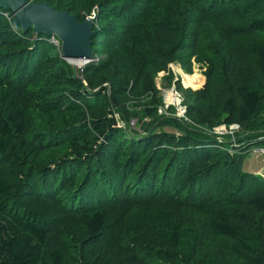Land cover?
Listing matches in <instances>:
<instances>
[{
  "label": "trees",
  "instance_id": "1",
  "mask_svg": "<svg viewBox=\"0 0 264 264\" xmlns=\"http://www.w3.org/2000/svg\"><path fill=\"white\" fill-rule=\"evenodd\" d=\"M27 1L93 15L94 60L0 7V264H264V0ZM170 62L188 120L156 113Z\"/></svg>",
  "mask_w": 264,
  "mask_h": 264
},
{
  "label": "water",
  "instance_id": "2",
  "mask_svg": "<svg viewBox=\"0 0 264 264\" xmlns=\"http://www.w3.org/2000/svg\"><path fill=\"white\" fill-rule=\"evenodd\" d=\"M0 7L11 11L23 31L31 28L35 34L56 36L60 41L61 57L66 61L70 58L83 61L92 58L93 18L86 16L79 20L68 10L55 9L40 1L0 0ZM76 67L78 75H81L82 65Z\"/></svg>",
  "mask_w": 264,
  "mask_h": 264
},
{
  "label": "built area",
  "instance_id": "3",
  "mask_svg": "<svg viewBox=\"0 0 264 264\" xmlns=\"http://www.w3.org/2000/svg\"><path fill=\"white\" fill-rule=\"evenodd\" d=\"M88 16L93 18V15H88ZM50 39H52V43L54 45H56L58 48L60 47V41L58 40L56 36L51 35ZM90 60H94V59L91 58ZM174 66H177V65L173 62L169 63L168 71H171V72L174 71L175 70ZM173 74L175 78L176 72ZM174 78L173 80H176ZM156 85H157V81H156ZM159 95L161 97V103L156 107V113L158 115H161V116L170 115L178 119H182V118L185 120L187 119L186 118V106L184 104L183 94L180 95V93H178L174 88H171V87L169 88V86H165V87L159 88ZM115 114L114 116L116 117L118 114L117 113ZM117 125L122 126V127L127 126V128L132 129L135 127L136 121L134 119H131L126 125L118 119ZM240 129H241V126L238 123H229V124H220L218 126H215L212 128L210 132L216 137L218 142L224 141L225 140L224 137H226L227 138L226 140L230 144L228 150L232 151V149L237 145L236 132L239 131ZM252 152L256 154H264V148H260V147L254 148L252 149Z\"/></svg>",
  "mask_w": 264,
  "mask_h": 264
},
{
  "label": "rangeland",
  "instance_id": "4",
  "mask_svg": "<svg viewBox=\"0 0 264 264\" xmlns=\"http://www.w3.org/2000/svg\"><path fill=\"white\" fill-rule=\"evenodd\" d=\"M49 41L52 43V39H49ZM59 49H60V47H59ZM60 55H61V53H60ZM73 60H81V59H70V63L72 65H74V63H72ZM84 63L85 62L83 61V63H81V65L83 66ZM170 63H172V62H170ZM173 63H175V62H173ZM175 64L177 65V66H174V69L175 70L172 71V72L170 71V72L173 75L172 78H174V74L173 73L176 72V75H175V78H174L176 80H173L172 79V81L169 84H167L166 81L164 80V77L166 76L167 71H161V72H159V74H157V76H156V81H157V86L156 87H157L158 90H159V88H162V87H165V86H169V88L170 87L171 88H174L178 93H180V95H182L183 92L176 87V81L177 80H179L180 84L183 87H185V88L186 87H190L192 89H198V88H200L203 85V83H204V76L202 74L201 68H199L198 65H193V73L187 74V73H185L182 70V68L180 67V65L178 63H175ZM194 74H199L200 75V78H199V80H198L197 83H194L193 82L194 77H196V75H194ZM172 84H174L175 86L172 85ZM116 118L118 120L119 116L117 115ZM174 118H176V117H174ZM176 119H178V118H176ZM127 131H130V129H127ZM263 166H264V155L263 154H256V153H253V152L249 153L244 158V161L242 163V169L245 170V171H249V172H253V171H255L258 168L263 167Z\"/></svg>",
  "mask_w": 264,
  "mask_h": 264
},
{
  "label": "bare ground",
  "instance_id": "5",
  "mask_svg": "<svg viewBox=\"0 0 264 264\" xmlns=\"http://www.w3.org/2000/svg\"><path fill=\"white\" fill-rule=\"evenodd\" d=\"M70 59H73V58H70ZM70 59H68V61H67L68 63H70ZM89 61H90V60H86V61H84V62H85L84 65H85L86 63H88ZM72 63H74L73 66H75V65H76V66H81V63H83V60H73ZM70 64H71V63H70ZM71 65H72V64H71ZM84 65H83V66H84ZM76 66H75V67H76ZM83 66H82V67H83ZM194 75H196V74H194ZM196 77H197V76H196ZM196 77H194V79H195ZM193 81H194V80H193Z\"/></svg>",
  "mask_w": 264,
  "mask_h": 264
},
{
  "label": "crops",
  "instance_id": "6",
  "mask_svg": "<svg viewBox=\"0 0 264 264\" xmlns=\"http://www.w3.org/2000/svg\"><path fill=\"white\" fill-rule=\"evenodd\" d=\"M198 76V80H199V74H196ZM264 167V166H263ZM263 167H260L258 168L257 170L253 171L252 173H262L264 168Z\"/></svg>",
  "mask_w": 264,
  "mask_h": 264
},
{
  "label": "clouds",
  "instance_id": "7",
  "mask_svg": "<svg viewBox=\"0 0 264 264\" xmlns=\"http://www.w3.org/2000/svg\"><path fill=\"white\" fill-rule=\"evenodd\" d=\"M77 68V67H76Z\"/></svg>",
  "mask_w": 264,
  "mask_h": 264
}]
</instances>
